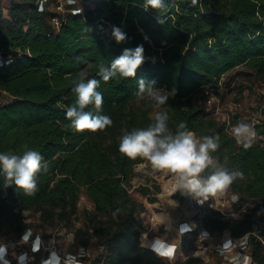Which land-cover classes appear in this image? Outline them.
<instances>
[{
	"label": "trees",
	"instance_id": "trees-1",
	"mask_svg": "<svg viewBox=\"0 0 264 264\" xmlns=\"http://www.w3.org/2000/svg\"><path fill=\"white\" fill-rule=\"evenodd\" d=\"M52 1L39 11L38 0H10L6 11L0 0V50L13 58L0 67V95L7 100L0 103V151L20 154L27 144L49 165L31 196L15 186L5 188L0 176V228L25 229V210H35L44 223L72 227L81 246L88 247L93 237L101 239L103 249L94 258L101 264H178L140 239V214L147 202L133 197L129 185L135 165L145 160H130L118 145L122 129L146 127L153 115L151 106L130 103L138 98V81L155 80V88L168 91L164 107L169 128L175 131L185 122L198 137L218 135L220 147L213 157L230 169L239 167L245 176L231 188L243 200H264V146L254 143L245 149L221 120L209 115L205 102L195 98L205 84L238 65L264 83V0H197L194 5L192 0H164L166 11H145L144 0H96L92 6L79 0L68 7L80 5L81 13H67L59 28L51 21L60 14L51 10ZM113 26L126 33L124 42H116ZM138 45H143L146 60L136 77L101 80L97 89L104 98L101 114L111 117L112 126L75 132L65 113L75 100L71 89L77 73L85 72L86 80L100 79V64L110 68L124 49ZM83 188L94 207H85L84 225L74 226ZM135 189L150 203L159 200L150 185ZM204 223L213 231L228 225L209 214ZM246 223L234 225V233L245 230ZM253 245L255 260L264 264V245ZM200 263L194 256L182 262Z\"/></svg>",
	"mask_w": 264,
	"mask_h": 264
},
{
	"label": "clouds",
	"instance_id": "clouds-1",
	"mask_svg": "<svg viewBox=\"0 0 264 264\" xmlns=\"http://www.w3.org/2000/svg\"><path fill=\"white\" fill-rule=\"evenodd\" d=\"M196 2L197 0H192L193 5ZM149 8L167 10L164 0H144V10L147 11ZM39 11H43V3ZM157 22L164 23L159 17ZM112 36L117 43L127 39L126 33L116 26L112 28ZM144 51L143 45H138L134 49L126 48L121 55L111 61L110 68L100 64L97 73L100 79L86 80L85 72L77 73V78L72 81L74 87L71 89L75 94V100L67 106L65 113L66 119L70 121L69 126L75 132L95 133L112 126L111 117L101 114L104 98L102 92L97 89L101 80L107 83L117 76L122 79L135 78L138 69L145 63ZM155 85V80L147 83L143 79L138 81L136 95L143 99L146 93L150 98L154 110L153 119L146 127L132 128L130 131L122 129L118 151L130 160H146L154 169L175 174L177 191L192 195L201 204L207 201L210 195L214 196L226 190L237 179L243 180L244 172L239 167L230 169L218 164L213 157L212 154L220 147L218 135L198 137L195 132L188 129L185 122H180L175 131L169 128V111L164 107L167 105L169 95L165 94V90L155 88ZM90 107L91 110H86ZM232 134L245 149L252 146L256 136L255 130L242 122H238L232 128ZM22 149L20 154L11 150L0 151V176L4 178L5 188L15 186L23 194L31 196L38 191L39 174L42 171L46 173L49 165L39 151L27 144L23 145ZM233 199L237 197L234 196ZM116 212H119V209ZM116 212L113 216H116ZM183 229L182 227L180 230ZM24 239L27 241L28 236ZM36 240L39 243L32 245V252L46 253L40 258L39 264H83V259L88 255V250L84 247L72 253L66 248L57 249L51 242L45 243L40 236H36ZM245 244L246 238L236 243L229 239L219 251L222 254L228 253L225 256L228 264H252V257L249 255H242L239 252L231 254L234 248H243ZM150 249L158 256H167L169 259L174 250L172 244L161 237L151 241ZM30 261L34 264L35 256H32Z\"/></svg>",
	"mask_w": 264,
	"mask_h": 264
},
{
	"label": "rangeland",
	"instance_id": "rangeland-1",
	"mask_svg": "<svg viewBox=\"0 0 264 264\" xmlns=\"http://www.w3.org/2000/svg\"><path fill=\"white\" fill-rule=\"evenodd\" d=\"M65 2V0H63ZM96 0H80L82 5L92 6ZM2 4L7 11L10 5V0H2ZM69 5L67 4V7ZM51 10H56V0L50 3ZM59 12V11H57ZM157 89L165 90V94L168 93L166 88L157 87ZM264 89V84L259 82L253 71L247 68L245 65H238L231 71L224 75V83L220 88V95L225 104V107L232 106L235 103L240 102V106L237 109L238 112L235 114L236 122L245 123L242 120V115L245 107H249L254 110L258 105V102L263 99L264 95L260 94V90ZM197 100H201L200 94L196 95ZM7 100L0 95V103L3 104ZM152 101L145 93L143 99L136 98L130 103L131 106L148 107L151 106ZM151 115H154V110L151 109ZM135 175L131 180L130 192L133 197L139 200H145L147 202L146 209L140 214V226H141V242H148L157 237L166 239L173 246V252L171 259L163 257L165 260H169L173 263L184 262L187 256L193 253L196 239V231L186 232L183 235H179L175 227H179V224L185 219L196 220L197 215L195 210L189 204V194L181 191H174L172 193H165V174L163 170H157L152 168L148 161H143L135 165ZM147 184L150 185L155 194L159 197L158 201L150 203L147 197L143 196L135 188L139 185ZM159 185L157 188L155 186ZM164 192V193H163ZM170 195V196H169ZM175 203H174V202ZM85 207L93 208L94 202L90 199L85 191V188L81 190L80 199L78 202V214L74 220V226H83L84 217L83 209ZM26 220L28 227L36 233L39 232L43 237L45 243L51 242L57 249H67L68 251L75 253L80 244L75 239L74 229L67 226H54L48 223L42 222L39 217V213L35 210L26 211ZM180 232V231H179ZM18 233L14 231H7L5 228H0V245L2 248H6L8 259L11 260V264L16 261V256L21 251H26L27 244L24 242H18L16 245L8 243V241L18 240ZM5 244V246H4ZM144 244V243H143ZM89 257L84 258L85 264H101V262L95 261L94 258L103 249L102 240L93 237L89 243ZM4 253V249L3 252ZM195 253V252H194ZM211 254V253H210ZM46 255L43 251L35 256L34 264H39L40 257ZM3 260L4 264H8ZM14 260V261H13ZM39 260V261H38ZM214 257H209L208 264H214Z\"/></svg>",
	"mask_w": 264,
	"mask_h": 264
},
{
	"label": "built area",
	"instance_id": "built-area-1",
	"mask_svg": "<svg viewBox=\"0 0 264 264\" xmlns=\"http://www.w3.org/2000/svg\"><path fill=\"white\" fill-rule=\"evenodd\" d=\"M48 1L49 0H38L39 8L41 3H43L44 9ZM78 2L79 0H65V2L63 0H56V10L59 11L60 14H56L51 17L52 24L56 28H59L63 24L64 17H66L67 13H81L82 7L80 5H71L70 7H67V4ZM12 60L13 58L11 55H4L0 50V67L10 63ZM226 73L222 74L217 82H209L205 84L200 95L206 104L209 115L221 120L224 123V129L233 136L232 128L237 124L235 120V114L238 112L237 109L241 104L238 102L232 106L225 107V104L223 103L220 95V88L224 83V75ZM259 93L264 95V89L262 91L260 90ZM244 112L245 113H243L241 116L242 120L246 124L250 125L256 133L252 144L256 143L264 146V131H262V128H264V97L258 102V105L254 110H251L249 107H245ZM188 196L189 204L195 210L197 218L196 220L185 219L179 224V227L175 228L177 229L179 235H183L184 233L190 231H196V247L194 248V251L203 248L204 252L197 255L193 251V253L187 256V258L189 256L198 257L201 261L200 264H208L209 257L212 254L215 261L214 264H228V261L225 259V256L228 255V253L222 254L221 251H219V248L229 239H231L233 243H236L246 238L245 246L243 248H234L231 254L239 252L242 255H249L252 257V264H258L254 258L253 244L259 241L262 243V245H264L263 199L243 200L241 194L234 191L231 188V185L226 190L218 192L214 196L210 195L208 200L203 204L199 203L198 200L192 195L189 194ZM234 196L237 197V199L234 200ZM26 211L28 210H25V214ZM206 214H209L214 218L224 219L228 222V225H226L222 230L213 231L204 223V216ZM245 219H247L246 229L239 234H235L233 231V226ZM182 227L184 228L183 231L180 230ZM17 233L19 236L17 242L8 241V243L16 245L18 242H24L27 244V249L26 251H21L16 256V261L14 264H31L30 258L32 256L39 255L42 252H32V245L37 244L36 236H40L43 241L44 239L39 232L35 233L31 227L28 226ZM25 236H28L27 241L24 239ZM80 247H84L89 253V247ZM0 248H2L1 245ZM3 249L4 253H0V264H4V259H7L6 261L8 264H11V260L8 259L9 257L6 252V248ZM83 264H85L84 259Z\"/></svg>",
	"mask_w": 264,
	"mask_h": 264
},
{
	"label": "bare ground",
	"instance_id": "bare-ground-1",
	"mask_svg": "<svg viewBox=\"0 0 264 264\" xmlns=\"http://www.w3.org/2000/svg\"><path fill=\"white\" fill-rule=\"evenodd\" d=\"M164 172V176H165V193L168 194V193H172L174 192L177 188H176V182H175V179H174V175L173 173L171 172H167L165 170H163ZM164 193V192H163ZM170 196V195H169ZM195 254L199 255L201 254L202 252H204V249L201 248V249H197L196 251H194Z\"/></svg>",
	"mask_w": 264,
	"mask_h": 264
},
{
	"label": "snow or ice",
	"instance_id": "snow-or-ice-1",
	"mask_svg": "<svg viewBox=\"0 0 264 264\" xmlns=\"http://www.w3.org/2000/svg\"><path fill=\"white\" fill-rule=\"evenodd\" d=\"M27 236H25V238H26ZM37 244L39 243V241H37L36 242ZM3 252V248H0V253H2Z\"/></svg>",
	"mask_w": 264,
	"mask_h": 264
},
{
	"label": "crops",
	"instance_id": "crops-1",
	"mask_svg": "<svg viewBox=\"0 0 264 264\" xmlns=\"http://www.w3.org/2000/svg\"><path fill=\"white\" fill-rule=\"evenodd\" d=\"M232 69H233V68H232ZM232 69H231V70H232ZM231 70H229V71H231ZM229 71H228V72H229ZM228 72H227V73H228Z\"/></svg>",
	"mask_w": 264,
	"mask_h": 264
}]
</instances>
